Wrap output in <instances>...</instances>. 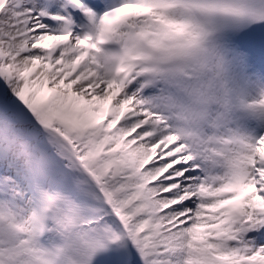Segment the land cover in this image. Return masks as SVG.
<instances>
[{"label":"snow or ice","instance_id":"6c2138e0","mask_svg":"<svg viewBox=\"0 0 264 264\" xmlns=\"http://www.w3.org/2000/svg\"><path fill=\"white\" fill-rule=\"evenodd\" d=\"M0 264H264V8L0 0Z\"/></svg>","mask_w":264,"mask_h":264}]
</instances>
